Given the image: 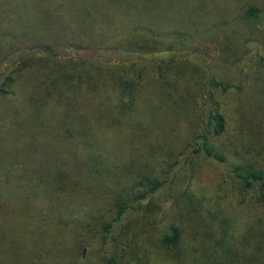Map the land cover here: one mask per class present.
I'll return each instance as SVG.
<instances>
[{"label": "trees", "instance_id": "16d2710c", "mask_svg": "<svg viewBox=\"0 0 264 264\" xmlns=\"http://www.w3.org/2000/svg\"><path fill=\"white\" fill-rule=\"evenodd\" d=\"M262 36L258 0H0V61L24 52L0 90L16 100L0 116V264H93L80 260L89 239L114 245L103 264H264V55L241 66ZM196 43L219 47V76L154 58ZM66 49L131 58L59 56ZM207 86L236 90L246 126L232 131L233 110ZM43 101L54 123L79 116L77 130L29 115ZM227 147L231 179L256 193L248 209L231 219L190 196L196 227L160 223L146 201L193 177L186 154L224 162Z\"/></svg>", "mask_w": 264, "mask_h": 264}, {"label": "rangeland", "instance_id": "374dc122", "mask_svg": "<svg viewBox=\"0 0 264 264\" xmlns=\"http://www.w3.org/2000/svg\"><path fill=\"white\" fill-rule=\"evenodd\" d=\"M247 0H243L246 2ZM259 6L264 10V0H258ZM262 32V30L260 31ZM248 51L245 55H243L241 66H252L254 67L256 64L259 63V57L264 55V36L261 37V40L256 42L251 40L247 43ZM24 54V52H17L12 53L9 57L4 59L2 62L0 61V90H4V77L11 72L13 65H17V59ZM40 52L36 55V57H40ZM59 56H67V57H77V56H87L93 57L98 60H102L104 62H115L119 60H127L130 59L131 56L120 54L113 51H103V52H77L74 50H64L58 52ZM154 58L158 59H178V58H185L187 60L192 61L195 65H197L204 73L205 77L208 79L210 76H219L221 73V58L222 52L220 51L219 47L214 43H196L193 44L191 49L174 52V53H163L160 55H156ZM247 69V68H244ZM248 71V70H246ZM221 75V74H220ZM223 76V75H222ZM207 92L212 91L215 97V100L222 104V111L228 109L229 111L233 110L231 113H227V118L229 116L230 120L232 121L231 126L235 129L239 130V127L242 126L249 121V119L244 118L243 108H241L237 104V93L235 89H228L227 92L220 91L219 88L207 86ZM1 92V91H0ZM235 94V96H233ZM205 96L200 93L198 105L200 106L201 100L205 102ZM17 98V97H16ZM16 100H14V95H1L0 96V116L3 112L12 104H14ZM203 105V104H202ZM201 105V106H202ZM246 108V107H245ZM28 112H30L32 116H35L36 119L43 121L44 123L51 122V125L58 128L59 131H68V132H75L77 127H79L80 117L76 116V114H71L65 116L63 122L61 123H54L53 119L49 116H46V103L43 102H36L32 105H28L26 108ZM29 109V110H28ZM7 110V111H8ZM242 114V115H241ZM51 116V115H50ZM200 120V126H203V122L206 117L205 116H196ZM58 119V118H56ZM203 121V122H202ZM244 126V127H245ZM182 136L183 141L186 140L187 136L190 138L191 141V131L186 133V127H182ZM216 139L217 138H213ZM219 141H226L228 140V133L224 131L220 137ZM218 141V140H217ZM231 149L232 147L229 146ZM224 149V155H226V160L224 162H220L211 158H207L204 155H193L187 153L190 159L197 165L196 172L194 173L193 177H188V175L178 176L180 183L178 184L175 182L174 184H167L165 191L161 192V195L154 194L151 196L146 202H150L153 206H155L157 210V220L160 223L164 224H176L186 227V229L191 230V227H196L198 225V216L199 214L195 212L191 218H195V223L193 226L190 224V220L187 219L185 211L186 198L193 196L194 199H198L200 204L205 202L207 207L219 205V209L222 210L223 216H229L231 219L238 218L240 215L246 211L247 205L252 204L254 201V189H245L239 183L233 181L230 177L232 171V162L233 159L230 158V152ZM249 149L253 150L254 152L258 150L257 147H254V144L249 145ZM244 152V151H243ZM256 152L254 153V157ZM250 157V156H249ZM186 161V160H184ZM183 165L181 172H185V170L190 166L189 164H185V162L178 164V166ZM173 171L178 174V169L173 168ZM162 172V171H161ZM166 178L163 177L161 179H171L172 177L169 174H165ZM180 175V172H179ZM173 182V181H172ZM185 189L192 191L193 195H189L186 193ZM202 199V200H201ZM158 205V206H157ZM189 205V204H188ZM191 207V205H189ZM189 210V209H188ZM187 210V211H188ZM55 221H60L57 218L54 219ZM245 224V223H244ZM98 240V239H97ZM111 242H109L108 246H102L99 243V240L94 242L91 239L88 241V245L83 246L82 249V256H80L81 261H90L93 264H103L102 257L108 252L112 251V247L115 250L114 245L111 247ZM111 248V250H110ZM101 260V261H100Z\"/></svg>", "mask_w": 264, "mask_h": 264}]
</instances>
